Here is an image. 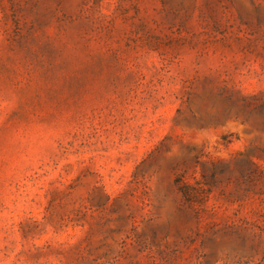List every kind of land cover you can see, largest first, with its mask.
<instances>
[{"label": "rangeland", "instance_id": "obj_1", "mask_svg": "<svg viewBox=\"0 0 264 264\" xmlns=\"http://www.w3.org/2000/svg\"><path fill=\"white\" fill-rule=\"evenodd\" d=\"M0 264H264V0H0Z\"/></svg>", "mask_w": 264, "mask_h": 264}]
</instances>
